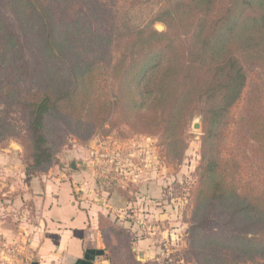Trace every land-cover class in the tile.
<instances>
[{
    "label": "trees",
    "instance_id": "1",
    "mask_svg": "<svg viewBox=\"0 0 264 264\" xmlns=\"http://www.w3.org/2000/svg\"><path fill=\"white\" fill-rule=\"evenodd\" d=\"M95 9L92 0H0V102L18 106L26 121L25 172L47 171L70 132L90 134L112 115L139 133L165 134L183 153L199 115L188 252L195 264H264V178L251 166L245 173L240 157L253 146L257 169L264 168L258 83L231 113L248 71L264 79V0H177L121 31L96 27ZM101 82L110 85L103 98ZM14 129L0 121V145L18 138ZM226 129L232 144L225 156L218 144ZM104 224L101 217L108 244Z\"/></svg>",
    "mask_w": 264,
    "mask_h": 264
},
{
    "label": "rangeland",
    "instance_id": "2",
    "mask_svg": "<svg viewBox=\"0 0 264 264\" xmlns=\"http://www.w3.org/2000/svg\"><path fill=\"white\" fill-rule=\"evenodd\" d=\"M92 1L96 27L109 31L116 26L121 31L147 24L177 0ZM153 25L158 31L164 29L160 22ZM256 83L264 98V79L258 70L251 69L232 115ZM109 86V82L99 83L97 93L103 98ZM1 120L15 128L18 138L0 145V264H28L33 258V241L43 227L37 197L49 186H66L75 202L94 207L97 222L105 218L108 244H103L110 264H195L188 252L186 231L193 207L190 189L202 152L199 115L190 123L183 153L169 147L165 134L139 133L112 115L90 134L70 132L52 166L36 175L25 172L27 150L20 141L27 142L28 137L18 106L6 107L0 102ZM193 122L200 127L194 129ZM231 144V131L226 129L218 152L226 156ZM243 152L240 157L245 173L251 166L249 171L264 178V168L257 169L256 148L248 146Z\"/></svg>",
    "mask_w": 264,
    "mask_h": 264
},
{
    "label": "crops",
    "instance_id": "3",
    "mask_svg": "<svg viewBox=\"0 0 264 264\" xmlns=\"http://www.w3.org/2000/svg\"><path fill=\"white\" fill-rule=\"evenodd\" d=\"M42 229L28 264H110L93 206L80 205L65 187H45L39 198Z\"/></svg>",
    "mask_w": 264,
    "mask_h": 264
},
{
    "label": "water",
    "instance_id": "4",
    "mask_svg": "<svg viewBox=\"0 0 264 264\" xmlns=\"http://www.w3.org/2000/svg\"><path fill=\"white\" fill-rule=\"evenodd\" d=\"M192 126H193L194 129H198L200 127V123L193 122Z\"/></svg>",
    "mask_w": 264,
    "mask_h": 264
}]
</instances>
